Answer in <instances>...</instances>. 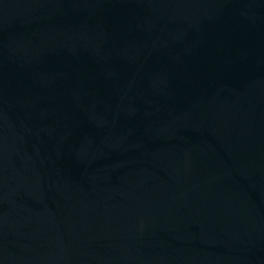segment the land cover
<instances>
[{
    "label": "water",
    "instance_id": "obj_1",
    "mask_svg": "<svg viewBox=\"0 0 264 264\" xmlns=\"http://www.w3.org/2000/svg\"><path fill=\"white\" fill-rule=\"evenodd\" d=\"M0 264H264V0H0Z\"/></svg>",
    "mask_w": 264,
    "mask_h": 264
}]
</instances>
